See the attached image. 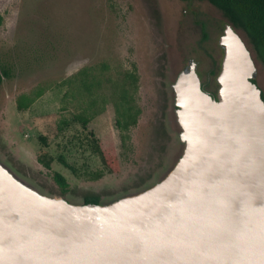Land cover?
<instances>
[{
  "label": "rangeland",
  "instance_id": "374dc122",
  "mask_svg": "<svg viewBox=\"0 0 264 264\" xmlns=\"http://www.w3.org/2000/svg\"><path fill=\"white\" fill-rule=\"evenodd\" d=\"M226 23L206 0H0V69L10 73L0 87L1 161L48 195L62 197L54 180L61 173L72 199L109 202L152 182L182 153L169 85L195 60L202 84L215 89ZM255 61L264 94V66ZM84 69L101 77L100 88L86 91ZM133 73L137 90L126 103ZM23 99L32 102L27 110L18 107ZM127 105L139 115L123 143L117 109ZM92 139L115 145L119 173L91 151Z\"/></svg>",
  "mask_w": 264,
  "mask_h": 264
},
{
  "label": "water",
  "instance_id": "95a60500",
  "mask_svg": "<svg viewBox=\"0 0 264 264\" xmlns=\"http://www.w3.org/2000/svg\"><path fill=\"white\" fill-rule=\"evenodd\" d=\"M218 95L190 60L171 84L182 155L109 203L48 195L0 160V264H264V99L255 51L226 23Z\"/></svg>",
  "mask_w": 264,
  "mask_h": 264
},
{
  "label": "trees",
  "instance_id": "16d2710c",
  "mask_svg": "<svg viewBox=\"0 0 264 264\" xmlns=\"http://www.w3.org/2000/svg\"><path fill=\"white\" fill-rule=\"evenodd\" d=\"M211 5L219 9L235 28L243 32L250 44L252 45L255 55L260 59L264 66V0H206ZM205 38L207 35L205 34ZM83 84H86V91L93 92L94 89H98L101 86V77L96 73H92L87 69L82 71ZM10 76L9 70L6 68L0 69V87L4 81V78ZM130 82L128 87L132 89L133 94H130L125 86L123 87L121 97L126 103H129L131 98H134L138 85V77L136 73L129 75ZM256 82V80H253ZM127 83V84H128ZM88 84V85H87ZM264 99V94H263ZM31 101L23 99L18 102L20 110H27L31 105ZM138 111H134L130 105L120 107L117 109L116 126L121 132L122 142H126L129 139V132L132 126L138 122ZM76 119L86 127L87 117L82 115L76 116ZM42 143L47 144L46 139L41 138ZM91 151L97 155L102 164L107 168L110 173H119L121 170L120 161L116 153L115 145L110 143H104L100 140L92 139L89 143ZM48 147V145H46ZM42 160V159H41ZM53 159L44 162V166L48 169L52 168ZM63 166L72 171L74 175H77L76 169L67 163L65 160L60 161ZM54 180L62 190V194H66L69 191L70 185L67 179L61 173H54ZM62 195V196H63ZM85 202L83 204H100V197L97 195L84 196Z\"/></svg>",
  "mask_w": 264,
  "mask_h": 264
},
{
  "label": "flooded vegetation",
  "instance_id": "af4514ba",
  "mask_svg": "<svg viewBox=\"0 0 264 264\" xmlns=\"http://www.w3.org/2000/svg\"><path fill=\"white\" fill-rule=\"evenodd\" d=\"M221 47V46H220ZM221 49H222V51H223V48L221 47ZM223 54H224V51H223ZM223 58V57H222ZM222 62V61H221ZM221 62H220V68H221ZM188 66V65H187ZM219 71H220V69H219ZM215 73V72H214ZM213 73V74H214ZM219 73V72H218ZM211 75H212V72H211ZM218 75V74H217ZM209 76H210V74H209ZM216 78H217V76H216ZM216 78H215V89H213V90H208L207 88H205V84H202V88L207 92V93H209L210 95H212L213 97H217V95H218V89H219V84H218V82H217V80H216ZM171 84H172V82L170 83V85H169V109H168V114H169V116H170V118L172 119L171 121L172 122H175V124L177 125V126H179L178 125V123H177V117H176V106H175V101H174V96H173V93H172V88H171ZM179 133H180V127H179V131L177 132V140L179 141V143H180V145H181V147H182V152H183V149H184V144H183V142H181V140L179 139ZM181 155H182V153H181ZM180 155V156H181ZM180 156L178 157V159L176 160V161H174L173 163L171 162H169V164H167V166L165 167V169L163 170V171H161V173L160 174H158L156 177H155V179L152 181V182H150V183H147L145 186H143V187H140L139 189H137V190H135V191H133V192H139V191H142V190H145V189H147V188H150L151 186H153V185H155L156 183H158V182H160L163 178H165L166 177V175L170 172V170H172V168H174V166L176 165V163L178 162V160H179V158H180ZM1 160V159H0ZM127 194V193H126ZM121 195H124V194H120L118 197H120ZM62 197H64V198H66L67 200H69L70 202H72V203H84L85 202V199H84V197L82 198V199H72L70 196H68V195H63ZM118 197H116V198H118ZM115 198V199H116ZM114 199V200H115ZM111 201H113V200H111ZM111 201H109V202H111ZM109 202H105V201H103V200H100V203H109Z\"/></svg>",
  "mask_w": 264,
  "mask_h": 264
}]
</instances>
